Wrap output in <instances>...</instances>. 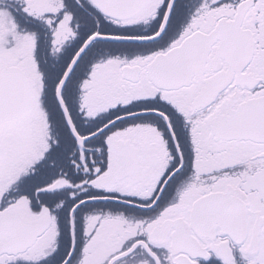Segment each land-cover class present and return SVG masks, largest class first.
<instances>
[{
	"label": "snow or ice",
	"instance_id": "snow-or-ice-1",
	"mask_svg": "<svg viewBox=\"0 0 264 264\" xmlns=\"http://www.w3.org/2000/svg\"><path fill=\"white\" fill-rule=\"evenodd\" d=\"M0 264H264V0H0Z\"/></svg>",
	"mask_w": 264,
	"mask_h": 264
}]
</instances>
